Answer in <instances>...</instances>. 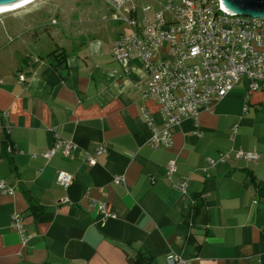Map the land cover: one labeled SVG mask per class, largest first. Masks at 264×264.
Segmentation results:
<instances>
[{
  "label": "crops",
  "instance_id": "1",
  "mask_svg": "<svg viewBox=\"0 0 264 264\" xmlns=\"http://www.w3.org/2000/svg\"><path fill=\"white\" fill-rule=\"evenodd\" d=\"M110 23L67 16L45 46L35 36L0 65V264H135L139 254L155 264H264V91L242 77L174 125L171 148L153 147L144 113L158 126L163 115L143 96L141 62L114 58L122 32ZM57 47L67 52L61 72L47 57ZM59 141L74 146L45 157ZM240 149L259 157L220 161ZM60 170L74 176L68 186ZM99 203L115 213L104 226Z\"/></svg>",
  "mask_w": 264,
  "mask_h": 264
},
{
  "label": "built area",
  "instance_id": "2",
  "mask_svg": "<svg viewBox=\"0 0 264 264\" xmlns=\"http://www.w3.org/2000/svg\"><path fill=\"white\" fill-rule=\"evenodd\" d=\"M106 1L111 18L131 28L115 41L113 56L124 66L141 62L148 73L143 96L153 99L163 115V126H158L144 113L152 128L153 147L171 148L172 127L184 118H197L200 111L226 96L242 77L249 79V90L264 91V17L230 14L220 7V0H153V5L144 7L133 4L134 0ZM62 144L65 151L74 146L70 141H59L45 157H51ZM104 151L100 148L98 153ZM233 152L236 158L259 157L257 151ZM231 157L225 153L222 159ZM177 169L176 160H170L167 175L171 177ZM73 180L74 176L66 171L58 172L61 185L68 186ZM121 180L124 178H117ZM0 186L6 187L4 180ZM177 187L186 191L187 184L181 182ZM97 207L105 216L102 226L115 217L106 204ZM15 219L16 225L22 224L19 215ZM168 259L180 260L175 255Z\"/></svg>",
  "mask_w": 264,
  "mask_h": 264
},
{
  "label": "rangeland",
  "instance_id": "3",
  "mask_svg": "<svg viewBox=\"0 0 264 264\" xmlns=\"http://www.w3.org/2000/svg\"><path fill=\"white\" fill-rule=\"evenodd\" d=\"M153 2L155 1L134 0L133 4L144 7L153 5ZM105 13H107V6L103 0H35L24 7L1 13L0 49H3V54L0 57V65L9 67L16 58L14 51H21L24 46L30 50L28 43L33 41L35 36L41 37L38 45L45 46L48 43V32L54 31L56 25V28L62 27L67 16L74 15L75 19L84 17L85 14L100 16L101 23L110 21V24L121 32L131 30L127 24L113 20L110 15V19L103 20L102 16ZM92 24L97 27L95 22ZM69 27L75 34L77 33L78 23L74 22ZM23 34L24 37H22ZM31 45L35 46L33 43Z\"/></svg>",
  "mask_w": 264,
  "mask_h": 264
},
{
  "label": "water",
  "instance_id": "4",
  "mask_svg": "<svg viewBox=\"0 0 264 264\" xmlns=\"http://www.w3.org/2000/svg\"><path fill=\"white\" fill-rule=\"evenodd\" d=\"M28 0H0V10ZM220 7L230 14L241 13L252 18L264 17V0H220Z\"/></svg>",
  "mask_w": 264,
  "mask_h": 264
},
{
  "label": "trees",
  "instance_id": "5",
  "mask_svg": "<svg viewBox=\"0 0 264 264\" xmlns=\"http://www.w3.org/2000/svg\"><path fill=\"white\" fill-rule=\"evenodd\" d=\"M47 57L52 59V65L56 69H58L59 72H61L62 69L66 70L68 68V66H67V52H66L65 48L57 47V48L53 49L52 51H50L47 54ZM229 153L232 154L233 158H236L233 154L234 153L233 151L229 152ZM224 154H225V152H224ZM222 155H223V153H222ZM221 159H222V157H220V161H221ZM223 160H225V159H223ZM247 160H249V159H247ZM194 208H197L196 204L194 205ZM135 264H155V263L153 262L152 257L145 255V254H139L136 257Z\"/></svg>",
  "mask_w": 264,
  "mask_h": 264
},
{
  "label": "bare ground",
  "instance_id": "6",
  "mask_svg": "<svg viewBox=\"0 0 264 264\" xmlns=\"http://www.w3.org/2000/svg\"><path fill=\"white\" fill-rule=\"evenodd\" d=\"M33 1H35V0H28V1H25V2H23L21 4H19V5L8 7V8H5V9H1L0 10V14L4 13V12H7V11H12V10L18 9L20 7H24V6L28 5L29 3L33 2Z\"/></svg>",
  "mask_w": 264,
  "mask_h": 264
}]
</instances>
